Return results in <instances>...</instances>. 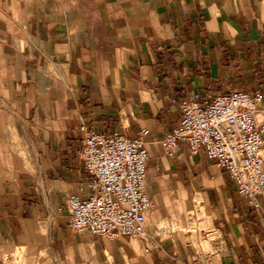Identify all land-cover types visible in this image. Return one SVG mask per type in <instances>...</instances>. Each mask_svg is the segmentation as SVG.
<instances>
[{"label":"crops","instance_id":"obj_1","mask_svg":"<svg viewBox=\"0 0 264 264\" xmlns=\"http://www.w3.org/2000/svg\"><path fill=\"white\" fill-rule=\"evenodd\" d=\"M235 90L264 96V0H0V264H264V218L228 173L162 145L184 99ZM90 130L148 131L142 235L67 223Z\"/></svg>","mask_w":264,"mask_h":264},{"label":"built area","instance_id":"obj_2","mask_svg":"<svg viewBox=\"0 0 264 264\" xmlns=\"http://www.w3.org/2000/svg\"><path fill=\"white\" fill-rule=\"evenodd\" d=\"M261 93L231 91L202 104L184 99L182 119L162 145L174 156L181 143L190 154L201 151L217 162L245 198L264 218V122L256 114ZM144 130L136 138L105 135L90 130L83 140L80 158L89 176V195L67 199V223L75 231L116 241L144 233L146 213L152 201L147 191L149 153Z\"/></svg>","mask_w":264,"mask_h":264}]
</instances>
